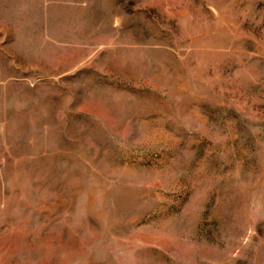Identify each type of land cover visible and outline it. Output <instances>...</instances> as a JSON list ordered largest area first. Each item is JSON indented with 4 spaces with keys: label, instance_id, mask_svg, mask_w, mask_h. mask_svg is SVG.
<instances>
[{
    "label": "rangeland",
    "instance_id": "1",
    "mask_svg": "<svg viewBox=\"0 0 264 264\" xmlns=\"http://www.w3.org/2000/svg\"><path fill=\"white\" fill-rule=\"evenodd\" d=\"M0 264H264V0H0Z\"/></svg>",
    "mask_w": 264,
    "mask_h": 264
}]
</instances>
